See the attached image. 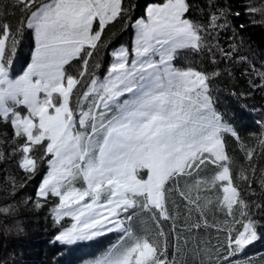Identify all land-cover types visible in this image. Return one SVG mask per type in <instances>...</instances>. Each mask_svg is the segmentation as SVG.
<instances>
[{"label": "snow or ice", "instance_id": "6c2138e0", "mask_svg": "<svg viewBox=\"0 0 264 264\" xmlns=\"http://www.w3.org/2000/svg\"><path fill=\"white\" fill-rule=\"evenodd\" d=\"M10 3L11 13L0 5L4 231L23 207L39 211L55 199V242L72 246L119 234L89 264H186L178 257L190 245L193 255L207 249L209 264H240L232 258L264 238L252 211L264 212V204L251 202L257 184V198L264 199V126L256 144L246 145L216 107L219 60L248 61L238 56V45L219 42L229 10L218 0H159L135 17L128 0ZM16 12L13 27L8 16ZM118 23L134 30L131 47L117 46L115 32L108 36ZM25 40L34 43L31 62L13 78ZM101 49L111 61L98 75ZM196 58L207 59L213 70L195 66ZM250 70L264 83V65ZM229 138L242 156L229 151ZM10 163L26 177L23 183L4 174ZM37 176L34 195L21 200ZM217 212L224 219L210 224L209 213ZM209 227L225 239L212 245L198 238Z\"/></svg>", "mask_w": 264, "mask_h": 264}, {"label": "trees", "instance_id": "16d2710c", "mask_svg": "<svg viewBox=\"0 0 264 264\" xmlns=\"http://www.w3.org/2000/svg\"><path fill=\"white\" fill-rule=\"evenodd\" d=\"M135 5L133 15L141 16L149 4L157 3L159 0H128ZM202 4L203 0H198ZM221 7L227 8L229 27L219 33V42L224 48L230 44L238 45V56L247 57L245 63H228L219 60L215 70L220 72L213 84V94L216 100L217 110L225 115V118L236 128L246 145H254L264 126V83L250 70L252 64L257 68L264 65V2L262 0H218ZM0 5L4 6L6 12H13L10 0H0ZM258 8L261 12L249 15L247 9ZM239 13V16L235 14ZM199 15V14H197ZM19 13L9 15L8 19L15 27ZM243 26V27H241ZM117 33L114 43L118 45L130 42L134 30L122 29L118 23L108 30V36ZM107 38V37H105ZM242 42V43H241ZM34 43L30 44L25 40L22 42L17 57L14 61L18 69H22L30 60ZM111 47V46H110ZM99 59L102 67L97 72H103L109 63L110 55L105 49L99 52ZM196 58L195 66L208 71L213 70L207 59ZM189 64L192 61H185ZM177 66H181L179 61ZM229 73H231L229 75ZM229 151H235L242 156L239 151V144L233 139H228ZM260 149L257 147V152ZM260 163L264 166V157L260 158ZM46 169V165L43 166ZM5 175H16L19 182L23 183L26 177H21L14 164L3 166ZM41 176H37L29 181L20 199L33 196ZM2 185V181H0ZM257 197L260 195L259 185H256ZM253 197L251 202L264 204V199ZM55 203V199L49 202L45 208L35 210L33 205L22 208L21 212L7 223L10 231L5 232L4 226H0V264H89L90 261L101 257L112 244L117 243V233H111L104 237L88 242H80L72 246H65L55 242L54 237L58 233L57 226H54L50 208ZM254 218L259 221L258 229L264 226V212L253 208ZM209 223L222 221L224 216L221 213H209ZM67 226L68 219L62 221ZM17 224L19 228H17ZM236 227H239L237 225ZM258 236L260 231L258 230ZM201 240H210L212 245L225 239L224 233H218L214 228H202L198 233ZM190 245L185 256L178 257L186 261V264H209L207 249L201 255H193ZM204 248V245H201ZM215 257V253H213ZM232 259L239 260L240 264H264V238H259L252 245Z\"/></svg>", "mask_w": 264, "mask_h": 264}, {"label": "rangeland", "instance_id": "374dc122", "mask_svg": "<svg viewBox=\"0 0 264 264\" xmlns=\"http://www.w3.org/2000/svg\"><path fill=\"white\" fill-rule=\"evenodd\" d=\"M152 4V3H151ZM150 5V4H149ZM133 39H134V32H133V36H132V39H131V41L130 42H124V43H122V44H120V45H124V46H126V47H131V44H132V41H133ZM110 61H111V57H110V59H109V63H110ZM31 62V60L22 68V69H18V65L17 64H13V73H14V76H13V78H15V77H17V76H19V75H22L23 74V72L27 69V66H28V64ZM108 63V64H109ZM106 68H107V66H106ZM106 68H105V70L101 73V72H97V74L98 75H102V74H106ZM70 220L68 219V224H70Z\"/></svg>", "mask_w": 264, "mask_h": 264}]
</instances>
